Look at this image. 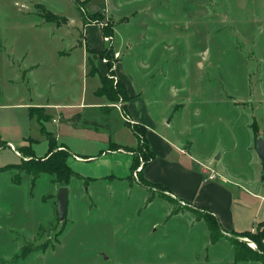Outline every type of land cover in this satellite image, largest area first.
<instances>
[{"label":"rangeland","instance_id":"374dc122","mask_svg":"<svg viewBox=\"0 0 264 264\" xmlns=\"http://www.w3.org/2000/svg\"><path fill=\"white\" fill-rule=\"evenodd\" d=\"M47 11L64 20L46 21ZM111 13L129 21L117 24ZM90 23L102 35L99 27L85 26L88 43L101 44L105 34L113 42L115 30L114 49L104 43L119 50L116 71L130 90L152 103L149 117L166 113L174 132L199 154L221 153L229 168L250 167L255 140L264 139V0H0V166L28 159L32 153L23 149L29 146L35 156L46 155L39 111L31 118V105L49 107L41 117L54 150H63L64 138L86 151L106 140L94 124L71 119L68 109L101 119L97 107L78 105L81 98L101 101L93 93L98 78L79 68L78 51L61 55L85 46L83 26ZM122 98L111 105L122 110ZM110 121L120 128L116 111ZM87 128L93 137L76 140ZM140 134L137 145L125 150L127 175L70 179L63 221L56 194L64 185L54 174L34 176L21 167L0 172V264H264L260 226L224 233L205 211L175 201L141 176L149 154ZM3 140L12 141L21 158ZM68 159L74 167L75 159ZM111 168L85 164L74 170L103 175Z\"/></svg>","mask_w":264,"mask_h":264},{"label":"crops","instance_id":"0c3cea01","mask_svg":"<svg viewBox=\"0 0 264 264\" xmlns=\"http://www.w3.org/2000/svg\"><path fill=\"white\" fill-rule=\"evenodd\" d=\"M123 6L124 5H122V7ZM126 17L127 16L124 15H120V17L113 16L115 19L118 18L119 21L117 20V24L121 21L128 22L129 18ZM121 18L123 20H120ZM124 19H126V21H124ZM68 22L69 21H67V23ZM90 25L99 27L94 23L83 26V38L85 46H78L77 48L75 47V49L67 51L64 49L61 51V55H70L71 53L78 51L82 58L79 68L82 69L87 77L92 76L98 78V84H96L94 87L95 89L93 93L94 96L97 99H101V101L96 100L94 103L88 104L86 103L85 98H81L78 101V105L80 107L84 106L85 108L97 107L101 114V119L100 121H91L86 119V116L76 110V107L69 106L68 109L70 110L69 112L71 119L74 118L75 120V117L76 120L79 118L85 119L89 125L90 123L94 124L91 127L102 131L107 138L93 151H86L84 149H75L70 147L67 144V141H65V138L63 141H61L59 146H62L64 149L68 150L70 158L75 159V161L72 162L75 164V168L77 166L79 167V165L85 164H105L107 166H112V168L109 169L111 172L105 173L103 175H85L80 170L79 172L75 171L74 167L71 166L72 164L70 165L69 161H67L68 165H70V167L77 174V176H74L70 179L94 180L97 177L118 179L119 177L127 175V172L131 166L129 152L126 153L125 150L127 147L130 149L135 147L138 143V139L137 134L133 133L130 124H128L126 119L123 118V110L117 106H112V100H109L107 97L97 93L99 89L98 87L100 86L101 76L107 75L106 72L108 70V65L101 60L98 52H94L92 50H103L108 44L102 42L103 40L101 41V44L88 43L89 40L87 39V35L84 31L85 26L88 27ZM99 31L102 35V30L100 27ZM58 38L61 37L59 36ZM115 44H117V42L114 30V41L112 44L113 49ZM89 51L92 52L90 53ZM119 60L120 58L114 65V73H116V77L119 79L121 88H123V91L125 92L126 100H123V107L125 108L128 117L132 119L133 124L139 126L140 131L145 134V143L153 155V158L143 165L141 176L145 180L153 184H157L165 189L168 193H171L175 201H179L184 203V205L193 207L199 212L205 211L207 214L213 217L218 227L224 233L247 232V230H250L255 225L264 222V172L261 169V162L257 157L256 151L252 149L254 158L250 159L249 168H229L225 162L221 161V153L216 154L215 152L211 156L202 155L201 153L199 154L196 151L195 146H193L192 142L189 141L185 135L182 137L174 132V128L171 125V118L167 120L166 113L162 117H149L148 112L151 110V107L153 108L152 103L142 97L140 93H133L127 86L126 80L119 76L116 71V68L119 66ZM38 66L39 64H37L35 67ZM35 67L31 66L29 69H25V72H30ZM87 67L88 70L86 69ZM28 108L30 109L29 116L33 113L32 117L35 115L33 110L37 108L36 110L39 111L38 114L40 117L37 115L36 119L40 123V131L45 135L44 132L49 130L46 131L44 128L45 126H43V120L41 116H47L48 113L45 114V110H48L49 107L45 108L41 105H31ZM180 109H182V107H180ZM115 111L118 113V116L121 120L120 128L117 130L113 129L110 121V114L112 112L115 113ZM57 114L59 115L61 113L59 112ZM41 127H43V130H41ZM91 129L93 128H87L86 130L78 131L75 134V139L77 140L79 138L81 140H89L91 136L93 137V134L91 133L94 130ZM56 137H58V135H56ZM46 138L48 144L47 135ZM28 141H30L32 145V142L35 141V139L32 138ZM1 143L2 145L8 144L11 146L12 151H14L16 156L21 158L20 152L16 150V147L12 141L3 140ZM248 146L251 147L250 144H248ZM28 149L33 151L32 146L27 147V150ZM47 152L48 146L45 153ZM113 167L120 168V171H115ZM211 173L215 175L214 179L209 178L208 175ZM173 201L174 200L171 202L173 203ZM170 212L172 214H177L172 211ZM191 217L195 218L196 221L205 223L203 219H198L195 215H192ZM205 236H207L212 243L211 235L209 234ZM227 264L256 263L252 261H235L232 259V261Z\"/></svg>","mask_w":264,"mask_h":264},{"label":"trees","instance_id":"16d2710c","mask_svg":"<svg viewBox=\"0 0 264 264\" xmlns=\"http://www.w3.org/2000/svg\"><path fill=\"white\" fill-rule=\"evenodd\" d=\"M84 1H88V0H84ZM76 4L79 5L80 1H76ZM47 17H45L46 21H52L55 24L59 23V20L63 19V17H61L60 15H56L50 11L46 12ZM104 32L109 33L106 29L104 30ZM92 51L94 52H98L99 56L102 57H106V55H109V59H108V71L106 72L107 75L101 76L100 78V86L98 87V91L97 93L99 95H103L105 97H107L109 100H112L114 98H116L117 96H122L123 100H126L125 97V92L123 91V88H121V84L119 82V79L116 77V73H114V65L118 60H114L112 57V48L111 47H107L106 49L103 50H97V49H93ZM91 51V52H92ZM90 52V51H89ZM90 52V53H91ZM111 54V55H110ZM123 115H128L125 108L123 107ZM33 113L30 114V116L32 117ZM129 124V122H128ZM130 126L132 127V131L133 133L138 134V132L140 133V127L136 126L135 124H130ZM135 127V128H134ZM41 130H43V127H41ZM45 135H47L48 137V152L46 153V155H44L43 157H36L33 154V151L31 149L25 148L23 149V151L30 152L32 153L31 156H29L28 159L26 160H22L18 163L15 164H5L3 166L0 167V172L3 171H8L14 168H18L21 167L23 168L27 173L32 174L34 176H37L40 173H44V174H54L56 180L59 182V184L62 185H66L69 183L70 178L77 176L76 172H74V170L70 167V165H68V157L70 156L68 150L64 149H56L54 150V148H52V145L54 144L52 142L51 139V133L49 131L44 132ZM142 135V141H145V134L143 132H141ZM50 152V153H49ZM147 153L149 154V160H151L153 158L152 152L150 151V149L148 148ZM148 160V161H149ZM147 162H145L146 164ZM258 226H260V247H262L264 249V241H263V232H264V222L257 224ZM247 232H243L242 234H246ZM46 246L43 248L40 247H35V250H45ZM26 248L24 247L22 251L23 254L27 252ZM239 260H241V257L238 258Z\"/></svg>","mask_w":264,"mask_h":264},{"label":"water","instance_id":"95a60500","mask_svg":"<svg viewBox=\"0 0 264 264\" xmlns=\"http://www.w3.org/2000/svg\"><path fill=\"white\" fill-rule=\"evenodd\" d=\"M255 148L257 157L261 162V169L264 171V139L261 136L256 138ZM56 195V211L59 220L63 221L67 213V186H60Z\"/></svg>","mask_w":264,"mask_h":264},{"label":"built area","instance_id":"2783aa9c","mask_svg":"<svg viewBox=\"0 0 264 264\" xmlns=\"http://www.w3.org/2000/svg\"><path fill=\"white\" fill-rule=\"evenodd\" d=\"M102 40H103V42H108L110 46H112V44H113V42H112V36H110V35H106V34H105V36L102 37ZM112 56L115 57V58H119L120 54H119L118 51H114V52L112 53ZM102 58H103L102 61H103L105 64H106V63L108 64V58H104V57H102ZM117 60H118V59H117ZM116 106L119 108V105H116ZM123 118H125L126 121L129 122V124H133L132 119H130V118L128 117V115H123ZM208 176H209V178H211V179H214V178H215V175H214L213 173L209 174Z\"/></svg>","mask_w":264,"mask_h":264}]
</instances>
